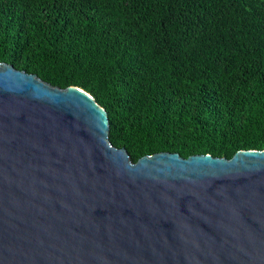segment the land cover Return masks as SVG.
Segmentation results:
<instances>
[{"label":"water","instance_id":"obj_1","mask_svg":"<svg viewBox=\"0 0 264 264\" xmlns=\"http://www.w3.org/2000/svg\"><path fill=\"white\" fill-rule=\"evenodd\" d=\"M0 264H264V150L133 163L89 93L0 63Z\"/></svg>","mask_w":264,"mask_h":264},{"label":"trees","instance_id":"obj_2","mask_svg":"<svg viewBox=\"0 0 264 264\" xmlns=\"http://www.w3.org/2000/svg\"><path fill=\"white\" fill-rule=\"evenodd\" d=\"M0 63L89 93L133 163L264 150V0H0Z\"/></svg>","mask_w":264,"mask_h":264}]
</instances>
